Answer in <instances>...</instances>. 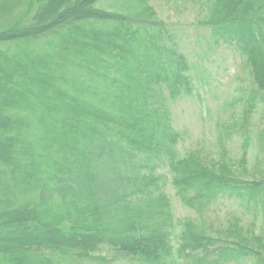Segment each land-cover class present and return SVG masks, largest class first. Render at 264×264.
I'll use <instances>...</instances> for the list:
<instances>
[{
  "label": "trees",
  "instance_id": "1",
  "mask_svg": "<svg viewBox=\"0 0 264 264\" xmlns=\"http://www.w3.org/2000/svg\"><path fill=\"white\" fill-rule=\"evenodd\" d=\"M186 1L250 69L246 124L264 103V0ZM193 91L151 0H0V245L16 250L0 264H264L253 223L208 219L264 211V178L180 147L172 105ZM168 184L197 220L175 218Z\"/></svg>",
  "mask_w": 264,
  "mask_h": 264
},
{
  "label": "rangeland",
  "instance_id": "2",
  "mask_svg": "<svg viewBox=\"0 0 264 264\" xmlns=\"http://www.w3.org/2000/svg\"><path fill=\"white\" fill-rule=\"evenodd\" d=\"M151 4L165 20L174 41L191 65L193 95L172 105L174 126L183 133L184 142L180 147L201 151L205 157L224 158L228 167L239 165L244 159L246 177L264 178V103L261 99H257L247 123L242 121L249 99L256 92L250 69L239 62L229 48L216 46L210 41L207 32L197 24V11L188 1L151 0ZM100 6L106 7L107 4L103 2ZM102 36L104 40L105 36ZM1 96L7 101L14 99L0 92ZM54 127L58 129L56 124ZM243 132L249 137L247 146H244ZM163 172L170 178L167 172ZM165 191L171 198L176 219H198L193 210L182 205L170 184ZM226 206L227 214L217 206L208 214V219L216 227L225 223L228 215L235 214L242 218V226L253 223L255 234L264 236V211H248L234 201L227 202ZM1 246L4 253L15 249L14 245ZM17 254L25 257L24 252Z\"/></svg>",
  "mask_w": 264,
  "mask_h": 264
}]
</instances>
